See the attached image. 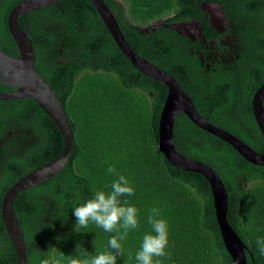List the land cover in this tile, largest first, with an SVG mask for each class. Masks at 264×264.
Returning a JSON list of instances; mask_svg holds the SVG:
<instances>
[{
    "label": "trees",
    "instance_id": "trees-1",
    "mask_svg": "<svg viewBox=\"0 0 264 264\" xmlns=\"http://www.w3.org/2000/svg\"><path fill=\"white\" fill-rule=\"evenodd\" d=\"M21 1L0 0V50L13 58L18 51L6 19ZM103 1L136 55L173 76L203 118L264 155V140L251 112L252 96L264 84V0H209L261 26L246 24L244 46L234 45L228 57L239 60L225 66L217 59L213 69L205 68L211 52L203 54L202 64L191 55L189 40L169 25L196 18L205 26L201 0H122L124 14L121 5ZM163 19L169 27L144 31ZM18 23L32 44L34 69L50 85L73 135L64 167L13 199L27 264H72L107 249L115 233L94 223L86 228L75 225L72 210L95 191H110L116 173L133 184L135 194L127 199L140 216V226L122 241L117 264H136L143 235L151 231L147 218L153 207L160 208L169 222L170 255L159 258L162 264H233L207 182L199 174L171 166L158 150V122L167 88L121 55L87 1L62 0L21 15ZM178 41L180 48L172 44ZM7 91L14 89L0 84V93ZM173 144L177 152L218 174L227 194V219L247 247V264H264L257 244L264 238V167L247 163L229 144L197 128L182 113L174 121ZM62 146L56 125L32 100H0V208L5 191L59 156ZM109 165L116 173L107 172ZM14 262L0 209V264Z\"/></svg>",
    "mask_w": 264,
    "mask_h": 264
},
{
    "label": "water",
    "instance_id": "water-1",
    "mask_svg": "<svg viewBox=\"0 0 264 264\" xmlns=\"http://www.w3.org/2000/svg\"><path fill=\"white\" fill-rule=\"evenodd\" d=\"M60 1L62 0H22L16 4L7 16L6 26L17 48L18 57H10L0 50V84L14 89V92L0 93V100H32L56 125L63 141L59 156L19 178L5 191L2 197L1 218L15 253L14 264H27L26 244L12 205L15 195L56 175L68 161L73 147V135L68 119L50 85L35 71L33 47L28 36L20 28L18 19L25 13L46 8ZM83 1L89 2L96 10L121 55L140 73L162 83L167 88L158 122V150L171 166L186 172L199 174L205 179L210 188L215 219L224 248L233 264H247L245 255L247 247L235 233L227 219L228 199L224 184L210 166L190 159L175 150L173 144L175 118L179 113L184 114L197 128L229 144L249 164L264 167V155H259L238 137L212 125L207 119L203 118L196 111L192 101L173 76L136 55L127 44L116 19L103 0ZM202 10L209 13L212 23L221 24V21H226V17L218 3L203 5ZM162 27L169 26L162 22L145 28L144 31H155ZM170 28L176 30L179 34H184L182 28L176 24L170 25ZM263 101L264 84L257 88L251 100L252 116L264 140Z\"/></svg>",
    "mask_w": 264,
    "mask_h": 264
},
{
    "label": "clouds",
    "instance_id": "clouds-1",
    "mask_svg": "<svg viewBox=\"0 0 264 264\" xmlns=\"http://www.w3.org/2000/svg\"><path fill=\"white\" fill-rule=\"evenodd\" d=\"M107 172L116 173L109 165ZM117 178L110 183V191L98 190L78 204L72 210L76 217L75 225L86 228L90 223L102 228L107 233H115L108 239L107 249L90 259L73 261L72 264H117L118 257L123 254L122 241L130 231L140 226L139 209L128 202L127 197L135 194V188L124 174L116 173ZM124 197L125 199H121ZM151 231L145 232L140 247L135 253L136 264H162L159 259L168 257L169 222L162 217L161 209L153 207L147 218ZM261 254H264V238H258Z\"/></svg>",
    "mask_w": 264,
    "mask_h": 264
},
{
    "label": "flooded vegetation",
    "instance_id": "flooded-vegetation-1",
    "mask_svg": "<svg viewBox=\"0 0 264 264\" xmlns=\"http://www.w3.org/2000/svg\"><path fill=\"white\" fill-rule=\"evenodd\" d=\"M119 5H121L122 13L124 14L125 6L122 0H111ZM199 1V0H197ZM199 5L200 8V16L203 17V23L205 26L201 25L200 20L196 18L186 19L182 21H175L169 25L176 24L182 28L184 34H181V37L184 39H188L189 42L187 46L191 50V55L197 56L200 58L201 63L203 64V54L206 51L211 52V56L207 58L208 63L206 65V69H213L215 63L220 62L224 63L225 66H228L230 63H235L239 60V57H236L235 60L228 58L232 53V48L236 45L238 48L244 46L241 37L245 32V25L249 24L250 27L261 28V26H256L255 24L250 23L247 19L238 17L234 13H231L229 8L226 5H220L223 14L226 17V21H221V24L216 22L212 23V19L206 11L202 10L203 5L208 3H216L210 2L209 0H201ZM224 7V8H223ZM169 18H165L167 20ZM164 22V19L162 20ZM166 24V23H165ZM209 25L208 33L206 37V26ZM175 47L180 48L182 46L181 41L172 43ZM172 45V46H173ZM230 62V63H229ZM228 69H230L228 67ZM12 91L2 92V93H10ZM208 120V119H207ZM213 125V124H212ZM32 140H26V143L31 145ZM14 157H18V155H13Z\"/></svg>",
    "mask_w": 264,
    "mask_h": 264
}]
</instances>
